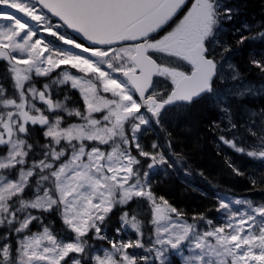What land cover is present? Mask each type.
I'll return each mask as SVG.
<instances>
[{
    "label": "snow or ice",
    "instance_id": "6c2138e0",
    "mask_svg": "<svg viewBox=\"0 0 264 264\" xmlns=\"http://www.w3.org/2000/svg\"><path fill=\"white\" fill-rule=\"evenodd\" d=\"M236 14L225 0H0V264H264V203L217 192L219 218L189 222L152 188L190 175L169 113L209 99L230 131L225 93L260 94L224 55ZM254 125L252 145L220 140L264 161V109ZM149 132L163 137L146 147Z\"/></svg>",
    "mask_w": 264,
    "mask_h": 264
},
{
    "label": "trees",
    "instance_id": "16d2710c",
    "mask_svg": "<svg viewBox=\"0 0 264 264\" xmlns=\"http://www.w3.org/2000/svg\"><path fill=\"white\" fill-rule=\"evenodd\" d=\"M231 2L235 5L237 4L234 10L238 12L230 22L231 26L241 25L242 23L243 25L250 24V27L253 29L250 31V34L253 35H257L259 31L264 30L262 28L264 26V0H231ZM242 29L243 27L239 35L243 34L244 30ZM232 37L231 35L230 39ZM236 41L231 40L230 44L232 45ZM239 47L236 63L243 78L251 81L253 85L264 84V72L259 70L256 73L255 68L252 66V61L257 60V58L264 61V41L254 42L251 40L250 43L246 39ZM250 63L251 66L249 65ZM231 100L230 105L234 119L242 120L251 109L255 110V113H257L255 118L257 120H255L256 125L253 127L255 131L259 132L258 126L260 124L261 110L264 109V96L256 97L251 94L250 99L245 96L240 97L231 94ZM252 120V117L251 119L247 118L244 130L238 133V135L245 137L242 141V145L244 146L252 145L257 140L256 137L247 131V125ZM216 121V110L210 108L209 103L201 100L199 103L193 105L185 114L178 117L174 123L168 125L167 130L172 133L176 150L183 153L185 161L191 165L197 179H205L211 185L226 182L231 183L235 189L239 190L243 188L242 193L245 194H257L260 192V189L264 191V169L258 163L252 162L250 167V161L244 155L240 156L239 161L238 157H230L224 152L216 140V131L218 130ZM176 123L178 126H175ZM229 164L238 168L243 175H237ZM260 168L262 172L258 171ZM253 179H255V183L252 182ZM179 189V186L173 187L172 193L177 194ZM180 199L187 201L185 204L190 211L195 210L203 203L200 191H195L189 199L185 197H180Z\"/></svg>",
    "mask_w": 264,
    "mask_h": 264
},
{
    "label": "rangeland",
    "instance_id": "374dc122",
    "mask_svg": "<svg viewBox=\"0 0 264 264\" xmlns=\"http://www.w3.org/2000/svg\"><path fill=\"white\" fill-rule=\"evenodd\" d=\"M5 10H7V9H5ZM49 39H52V38H49ZM2 72L3 71H1L0 73H2ZM77 75H79V74H77ZM253 91H257L255 86L253 88ZM188 110H186V111H188ZM184 112H185V110L179 111V112L169 113L168 117L166 118L168 123L169 124L174 123V121L178 117L182 116L184 114ZM253 112H255V110L251 109V111H249V113L243 119L244 127H243L242 131L244 130V128L246 126L247 118L251 119V117H252L253 120H257V118H255L256 116H252ZM175 126H178V124L176 123ZM220 130L224 131L222 129H220ZM228 133H232L229 139L233 138V134H237V133H233V132H228ZM239 136H241V135H239ZM153 140H154L153 136L149 133L145 134L142 137V143L146 147H150ZM236 140H239L242 143V140H240V139H236ZM240 142L238 143V145H240ZM253 159H255V160L258 159V161H260L259 158H253ZM192 181L197 182L198 180L196 179V176H193L191 173H190V175L186 176L183 170H181L180 172H174V171L169 169V170L160 172L158 175H156L154 177V179L152 180V188L158 196H163L173 206H175L178 209H180L181 211H183L186 214L185 219H187L189 222H191L193 215H198L201 213H203L205 216H207L209 218H214V219L219 218L220 213H218L216 211V206H217L218 201L213 198L215 193H217V192L224 194L226 199H231L233 197H248V198H251V200L254 204L264 203V194H259L256 196H240V194L238 193L237 189H235V187L233 188L232 186L221 183L220 187H222V188H219V189L204 188L209 193H206L203 196V203L201 204V206H198V208H196L195 210L190 211L185 204L187 201L186 200L182 201L180 199V197H185L186 199H189L190 197L193 196V193H195V191H199V189H201V188H199V186H196L194 184H188ZM175 186H179V188H180L179 191L177 192V194L172 193L173 187H175ZM200 187H202V186L200 185ZM133 235H135V233H133ZM177 264H179L178 260H177Z\"/></svg>",
    "mask_w": 264,
    "mask_h": 264
},
{
    "label": "flooded vegetation",
    "instance_id": "af4514ba",
    "mask_svg": "<svg viewBox=\"0 0 264 264\" xmlns=\"http://www.w3.org/2000/svg\"><path fill=\"white\" fill-rule=\"evenodd\" d=\"M226 1L227 0H225V4H226ZM228 2H230L234 7L237 5H235V4H233L232 2H231V0H228ZM236 8V7H235ZM237 29V28H236ZM240 47H239V45L237 44V42H235L234 43V46H233V49H232V54L233 55H235V57L237 58V51H238V49H239ZM220 51L222 50V49H219Z\"/></svg>",
    "mask_w": 264,
    "mask_h": 264
}]
</instances>
